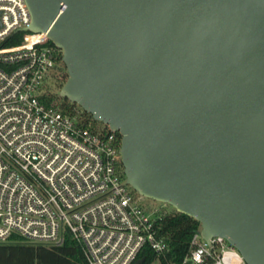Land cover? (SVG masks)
<instances>
[{
    "label": "water",
    "instance_id": "1",
    "mask_svg": "<svg viewBox=\"0 0 264 264\" xmlns=\"http://www.w3.org/2000/svg\"><path fill=\"white\" fill-rule=\"evenodd\" d=\"M26 2L22 31L62 49L57 95L120 132L127 182L264 264V0Z\"/></svg>",
    "mask_w": 264,
    "mask_h": 264
},
{
    "label": "built area",
    "instance_id": "2",
    "mask_svg": "<svg viewBox=\"0 0 264 264\" xmlns=\"http://www.w3.org/2000/svg\"><path fill=\"white\" fill-rule=\"evenodd\" d=\"M31 21L26 0H0V242L19 235L61 244L69 231L89 264H132L145 245L164 251L156 210L142 205L122 175L113 135L103 137L83 125L79 111L43 100L62 49L49 45L46 34L27 44L43 34L31 31L21 44L5 45ZM189 260L247 264L225 237L203 238L201 227L183 264Z\"/></svg>",
    "mask_w": 264,
    "mask_h": 264
},
{
    "label": "trees",
    "instance_id": "3",
    "mask_svg": "<svg viewBox=\"0 0 264 264\" xmlns=\"http://www.w3.org/2000/svg\"><path fill=\"white\" fill-rule=\"evenodd\" d=\"M25 31L12 34L5 45H18L24 41ZM49 45L55 46L51 40ZM59 73L51 79V84L61 88L68 77L67 67L63 61V52L58 55ZM42 98L48 104H54L62 111L75 114L77 111L83 116V125L103 137L113 135L114 144L121 148V134L113 131L106 124L100 125L91 113L84 110L78 103L68 98L59 97L54 88ZM121 173L125 177L122 162ZM155 225L158 235L166 242V248L158 252L150 245H145L132 264H183L186 255L192 247V238L200 229V222L188 214L171 209H156ZM211 261H209V264ZM0 264H89L84 254L83 245L71 232H67L61 244H47L29 241L15 235L13 239L0 242Z\"/></svg>",
    "mask_w": 264,
    "mask_h": 264
},
{
    "label": "rangeland",
    "instance_id": "4",
    "mask_svg": "<svg viewBox=\"0 0 264 264\" xmlns=\"http://www.w3.org/2000/svg\"><path fill=\"white\" fill-rule=\"evenodd\" d=\"M51 88H54L55 91L57 92L59 89L57 86L51 84ZM98 121V120H97ZM98 123L100 125H103L104 123L102 121H98ZM137 196L140 198V202L142 203V205L147 208L149 210V212L154 211L156 209H160V208H165V209H171L172 205L168 204V203H163L157 200H154L152 198L143 196L141 194H139L137 192Z\"/></svg>",
    "mask_w": 264,
    "mask_h": 264
},
{
    "label": "bare ground",
    "instance_id": "5",
    "mask_svg": "<svg viewBox=\"0 0 264 264\" xmlns=\"http://www.w3.org/2000/svg\"><path fill=\"white\" fill-rule=\"evenodd\" d=\"M44 35H45V33H43V34H41V35H37V36L31 35V36L28 37L26 43L29 44V43H31L33 40L39 38L40 36H44Z\"/></svg>",
    "mask_w": 264,
    "mask_h": 264
}]
</instances>
